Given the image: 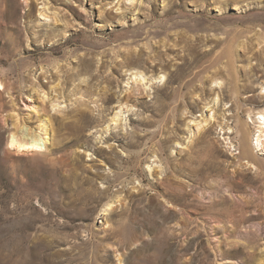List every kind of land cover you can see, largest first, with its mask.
<instances>
[{
	"label": "rangeland",
	"instance_id": "rangeland-1",
	"mask_svg": "<svg viewBox=\"0 0 264 264\" xmlns=\"http://www.w3.org/2000/svg\"><path fill=\"white\" fill-rule=\"evenodd\" d=\"M0 84V264H264V0H0Z\"/></svg>",
	"mask_w": 264,
	"mask_h": 264
},
{
	"label": "bare ground",
	"instance_id": "bare-ground-1",
	"mask_svg": "<svg viewBox=\"0 0 264 264\" xmlns=\"http://www.w3.org/2000/svg\"><path fill=\"white\" fill-rule=\"evenodd\" d=\"M0 88H2V84H0ZM258 114L260 116H263L262 112H259ZM242 126L245 127V123H243ZM244 132L242 131L243 135H244ZM244 140H246V138ZM257 141L260 142L261 140L258 138ZM7 149L15 154L34 155V154L44 151L46 148L43 145V142H40V138L26 134L25 131L21 129L20 132L18 131V132H13L10 134V139L8 141Z\"/></svg>",
	"mask_w": 264,
	"mask_h": 264
}]
</instances>
